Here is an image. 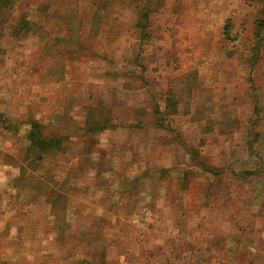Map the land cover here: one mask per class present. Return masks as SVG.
<instances>
[{
  "label": "rangeland",
  "instance_id": "rangeland-1",
  "mask_svg": "<svg viewBox=\"0 0 264 264\" xmlns=\"http://www.w3.org/2000/svg\"><path fill=\"white\" fill-rule=\"evenodd\" d=\"M33 1L46 0L18 8L37 7ZM62 1L58 11L81 44L76 53L62 39L49 46L13 37V19L0 34V118L9 119L0 121V147L8 146L0 154V256L80 264L97 237L96 252L111 253L85 264H107L124 246V229L146 233L155 247L177 237L171 258L187 264L184 234L196 226L213 236L201 242L208 264H264V203L254 202L264 191V29H256L264 0H155L143 28L134 4L149 0ZM90 105L96 118L84 123ZM104 115L135 125L92 129ZM28 116L58 132L79 128L35 171L22 159L19 122ZM167 168L177 170L161 172ZM43 192L58 198L50 212ZM64 209L70 224L59 228L67 234L61 243L48 213L59 219ZM231 231L235 240L221 239Z\"/></svg>",
  "mask_w": 264,
  "mask_h": 264
},
{
  "label": "trees",
  "instance_id": "trees-1",
  "mask_svg": "<svg viewBox=\"0 0 264 264\" xmlns=\"http://www.w3.org/2000/svg\"><path fill=\"white\" fill-rule=\"evenodd\" d=\"M21 0H0V34L2 33V30L4 28H8L12 25V19L15 21L13 23V25L17 26V30L13 31V32H9V34H12L13 37H17L19 34H25L26 37L32 39V37L35 36L36 40H39L41 42V44L44 45H49V46H56V43L58 44L59 42H61L60 40L62 39L63 42H66V46L69 47L67 49H69L67 54H73L76 53V48L81 47V44L78 43V37L76 36V39L74 40L70 34V31L68 30L69 28H67L66 26V22H67V18L66 17H62V16H67L66 12H61L58 11L62 8V5L59 3H63V1H59V0H46V1H42L39 2L38 4H40V7H38V5L36 4L35 1H33L34 5H37V7H33V8H29L28 10L26 9H19L18 6L21 5L20 3ZM32 0H28V3L31 2ZM116 1V0H112ZM121 2H125L127 0H119ZM155 0H149L147 4H142L141 6H139L138 3L134 4L135 9H139L140 17H142L143 21H145V23L142 24L141 28L145 27L148 17H149V13L155 9V5L156 2H154ZM52 6H56L57 7V11H54L53 9H51ZM49 7V8H47ZM139 7V8H137ZM47 8V10H46ZM42 9L46 11L45 14H38V12H42ZM264 9V7H263ZM40 10V11H38ZM16 16V17H14ZM98 17V16H96ZM56 18H58V20H56ZM64 18V20H63ZM11 21H10V20ZM260 23L264 24V18L262 19V21ZM92 25H94L93 30H97L98 29V24L96 21H92ZM224 34L225 35H229V29L228 26L225 27L224 29ZM146 34H143L141 36L142 39H147V36H145ZM75 43V44H73ZM59 53H62L61 50H57ZM72 57V56H70ZM85 108H89L90 109V114L89 116L86 115V123H88L90 120H94L95 117V110L98 109V107H93V106H85ZM159 110L156 109L155 112H158ZM0 117H1V112H0ZM0 121L2 123L5 122H9V119H2L0 118ZM136 124H140V122H135ZM158 123V122H157ZM15 123L9 124V126L12 128L13 130H15L16 132H20V128H19V124L21 125H25V130L23 133V138L26 141V148H25V152H24V158L22 157L23 161L25 162L24 166L27 167L32 170L35 171L38 167H42L45 166V161H43L47 156L53 155L56 156L58 154V152H62V143L65 139L69 138V137H75V134L78 132L79 128L78 126L75 124L74 130H72L71 133L65 132V127L62 128V132H58L57 129H55V127L49 126L47 124V120L45 122V120H33L31 119L30 116H28V120H25L24 122H19L18 125H13ZM68 123L63 122V126L67 125ZM85 127H87L89 129V124H84ZM131 125H135V124H129V126ZM108 127H112L110 125L107 124V120L106 119H101L100 122H96L95 124L92 125V129H99V131L101 129H106ZM48 129H51V131H57L55 133H51L48 132ZM8 147V146H7ZM7 147L3 148L0 147V154H5L6 151H8ZM14 151V150H13ZM88 155V154H87ZM10 156H12V161L15 162V158L18 155L14 154H10ZM13 162V163H14ZM55 166V165H54ZM19 168H21V165H19ZM39 169V168H38ZM161 170V169H160ZM177 169L174 168L172 169H163L161 170V172H174ZM39 178H42L41 175L39 176ZM15 187L19 188V190L21 189V186L18 184V182H15ZM46 185V184H45ZM47 186V185H46ZM47 187H54V186H47ZM56 189V188H55ZM57 193H59V189H56ZM45 197L44 199V203L45 205L49 208V212H50V208L51 206L54 207L55 205V201L56 199H58L57 197H54L52 194L51 196H47L44 192L42 193ZM56 194V193H55ZM65 209L63 210V215L61 218L59 219H54L57 218V216L55 214L52 213H48V217H50L51 219H53V224H51L49 226V229H54V233L55 238L54 240L56 241H60L61 243L64 242L63 239L67 237V234L65 233L64 230H60L59 228L63 227V229L65 228V224H70L68 221H70V218H68L67 213L64 214ZM67 211V210H66ZM54 216V218H53ZM55 221H60V226L55 224ZM71 233H75V232H71ZM78 233V236H81V232H76ZM80 233V234H79ZM231 239L229 240L230 242L235 240V238L237 237L236 235H232L230 236ZM65 243V242H64ZM60 249H64L67 252V248L64 245H60L59 246ZM94 251L91 254H87L90 255L86 258L81 257L80 264H85V260H95L98 257L95 256L93 257L92 255H96L99 253V255L101 254L102 256L104 255V252H96L99 251V249H93ZM67 253H71L67 252ZM238 253L240 254V251H238ZM86 253H84L83 255H85ZM247 254H243L242 257V261L243 262H247L244 258ZM164 259H166V256H164ZM0 264H17L16 260L14 259H6V258H2L0 256ZM215 264H220V263H215Z\"/></svg>",
  "mask_w": 264,
  "mask_h": 264
},
{
  "label": "crops",
  "instance_id": "crops-1",
  "mask_svg": "<svg viewBox=\"0 0 264 264\" xmlns=\"http://www.w3.org/2000/svg\"><path fill=\"white\" fill-rule=\"evenodd\" d=\"M260 7L262 8V5ZM257 12H258V8H257ZM262 19H257L256 21V29L258 33H260L264 29V24L260 23ZM255 109L257 108L255 107ZM104 117L107 120V124L112 126L108 128H114V127L122 128L123 126L128 127L129 125V122H121V120L111 118L110 115L108 116L104 115ZM84 123H86V121ZM67 141H70V140L67 139ZM245 172L249 174H253L255 173V170H252V171L247 170ZM254 202L260 203V204L264 203V191L260 193L259 197L254 198ZM127 219L124 222H127ZM122 231L124 233V246H118L115 249L111 250L113 255L112 257L111 256L108 257L109 260H107L108 262L107 264H113V260H117L116 254L118 252H122V254L120 255L122 257L120 258V260H118L119 262L115 264H118V263L120 264H159V263L160 264H177L178 263L175 256L171 258V254L177 253V243L175 242V240H177V237H175V235H172V237H175L174 240H171V238H169L167 241H163V244H160V245L155 244V245H158L157 247H155L153 243H150L151 237L148 238L145 235L146 233L140 232L139 230L135 231V233L126 232L124 229H122ZM232 235H233V231H231L228 234L223 233L221 239L227 240L228 237ZM184 237H185L186 244L183 247V254L186 255L187 257H190L187 261V264H208L210 262L207 259V257L209 256L206 257V255H208L209 253L208 246L207 247L202 246L201 242L203 241L202 237H205V241L210 240V237H213L212 234L205 233V232L202 233L199 230V228H197L196 226H192L190 230L188 231L186 230ZM96 239L97 237L95 239H92L91 241L92 244H89L92 247V249H100V247H102L101 243H98ZM134 245L138 247L135 248ZM134 249H137L139 254L138 253L135 254ZM106 251L108 253H111L110 251L104 249L103 250L104 254H107ZM156 253H159L160 257H158ZM149 255L154 257L152 263L149 261L150 260ZM164 256H166V259H164ZM174 258L176 261L172 263V260ZM203 258H204V261H203ZM199 259H200V263H198ZM218 263L222 264L221 262H218ZM49 264H52V262H50Z\"/></svg>",
  "mask_w": 264,
  "mask_h": 264
}]
</instances>
